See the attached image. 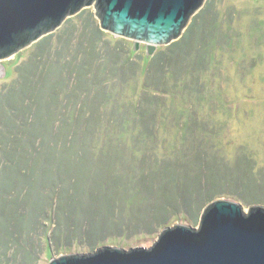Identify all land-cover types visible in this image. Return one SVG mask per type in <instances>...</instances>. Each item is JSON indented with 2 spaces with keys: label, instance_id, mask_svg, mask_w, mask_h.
Segmentation results:
<instances>
[{
  "label": "trees",
  "instance_id": "obj_1",
  "mask_svg": "<svg viewBox=\"0 0 264 264\" xmlns=\"http://www.w3.org/2000/svg\"><path fill=\"white\" fill-rule=\"evenodd\" d=\"M216 3L217 0H206L182 36L151 55L145 46L142 53L134 42L115 39L102 31L88 10L68 18L56 32L30 46L28 57L15 66L14 77L0 89L2 258L14 245L22 264H29L30 237L37 231L46 237L50 227L48 240L56 247L83 239L87 249L93 250L115 232L124 235L131 230L134 235H153L169 226L177 215L196 224L201 210L213 198L226 195L217 185L224 175L216 168L219 161L215 157L208 161L194 140L189 154H181L171 163L162 159L154 169L142 166L132 179L117 171L125 168L122 137L114 143L110 141L104 166L100 164L101 169H91L88 174L92 156L86 149H79L78 132L73 131L85 116L86 103H109L117 94L115 88L120 87V93L125 95L133 82V95L141 109V104L152 101L150 93H176L181 77L188 75L187 67L196 66L197 76L202 74L206 64L199 65L200 51L195 47L201 36L208 48L211 45ZM78 19L82 21L80 25L76 24ZM74 36L79 42L68 51ZM192 49L195 59L189 65ZM184 84V90L189 88ZM201 88L196 93L199 98ZM71 110H75V116ZM183 126L192 134L197 123L191 121ZM246 167L250 169V164ZM95 170L102 172V188L94 179L90 185L86 180ZM225 172L228 183L232 172ZM256 176L240 174L233 181L235 186L229 185V195L247 207L264 206V178L259 182ZM135 193L141 194V203L136 200L139 212L136 223L131 225L132 217L128 221L122 213L127 201L128 212H132Z\"/></svg>",
  "mask_w": 264,
  "mask_h": 264
},
{
  "label": "rangeland",
  "instance_id": "obj_2",
  "mask_svg": "<svg viewBox=\"0 0 264 264\" xmlns=\"http://www.w3.org/2000/svg\"><path fill=\"white\" fill-rule=\"evenodd\" d=\"M83 10L90 11L92 15L95 12L93 6ZM214 11L217 13V21L209 36L210 47L208 48L206 41L203 43L204 36L200 37L195 47L200 51L199 65L206 64L204 72L198 73L197 76L196 66L187 67L188 75L181 77L182 81L176 93L168 96L150 93L152 101L141 104L140 109V104L137 105L133 95L135 84L130 82L125 95L120 93V87L115 88L116 96L103 106L102 102L94 103L96 105L86 103L85 116L79 120L78 126L73 127V131L78 132L79 149H86L92 156L86 169L88 174L91 169H99L100 164L101 168L104 166L105 155L116 138L122 137L125 143L122 147V164L124 163L125 168L117 171L132 179L142 166L147 170L154 169L162 159L171 163L181 154H189L194 140L198 144L199 153L205 155L208 161L215 157L219 162L217 167L214 166L220 170V174H224L217 181V185L226 195L217 196L212 201H233L242 205L244 212H247V206L229 195V185H234L233 181L236 182L240 174L248 178L256 174L259 182L264 178V0H217ZM95 20L99 25L98 20ZM80 23L82 21L78 19L76 24ZM76 39L74 36L68 51L79 42V39ZM128 42L133 44V41ZM30 46L0 61V66L5 72L4 77H0V89L14 77L15 66L28 57ZM136 46L140 47L143 53L145 45L138 43ZM163 48L164 46H159L155 51ZM192 52L193 57H189V65L195 59L194 49ZM193 78L198 79V82L192 81ZM184 83L189 86L186 90L182 88ZM200 84L203 85V90ZM198 88L203 91L200 98L196 96ZM72 111L71 115L75 116V110ZM191 121L197 123L192 134L182 128L185 123L189 125ZM247 163L250 164V169L246 167ZM114 167L117 169L118 165L115 164ZM225 170L232 172L228 175V183ZM101 174L102 172L97 173L95 170L87 176L89 185L94 179L102 188ZM179 174L182 176L181 172ZM232 190L236 192V187ZM135 196L137 197L133 198L132 212H128L130 202L127 201V207L122 213L125 218L128 217V221L129 217H132L131 225L136 223V212H139L136 200L141 203V194L135 193ZM146 208L150 209V206ZM199 218L196 224H192L183 216L177 215L165 228L174 225L198 228ZM84 228L86 229L87 225ZM163 229L153 235H141L137 232L134 235L131 230L124 235L115 232L113 237L105 239L93 250H88L83 239L73 240L69 244L62 243L56 247L48 240L50 227L46 237L40 236L39 231L30 237L28 263L48 264L51 258L90 253L103 246L123 250L150 248ZM15 248L12 245L4 258L0 254V264H22L21 257L15 254Z\"/></svg>",
  "mask_w": 264,
  "mask_h": 264
},
{
  "label": "water",
  "instance_id": "obj_3",
  "mask_svg": "<svg viewBox=\"0 0 264 264\" xmlns=\"http://www.w3.org/2000/svg\"><path fill=\"white\" fill-rule=\"evenodd\" d=\"M206 0H0V61L58 30L66 19L93 6L102 31L143 43L151 55L177 41ZM0 66V77H4ZM199 227L165 228L150 248L103 246L61 255L48 264H264V207L214 200Z\"/></svg>",
  "mask_w": 264,
  "mask_h": 264
}]
</instances>
